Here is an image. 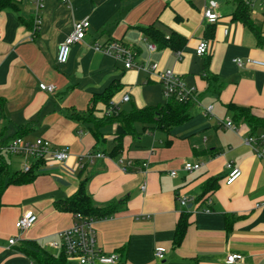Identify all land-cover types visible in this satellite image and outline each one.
Masks as SVG:
<instances>
[{
  "label": "crops",
  "instance_id": "crops-1",
  "mask_svg": "<svg viewBox=\"0 0 264 264\" xmlns=\"http://www.w3.org/2000/svg\"><path fill=\"white\" fill-rule=\"evenodd\" d=\"M12 3L0 10V137L7 141L25 129L26 140L46 139L54 148L67 150L70 158L39 169L31 182L13 184L4 192L0 264H36L20 250L25 242L61 257V248L52 245L61 244L60 234L73 226L74 215L59 212L55 203L76 194L85 180L97 205L126 201L119 213L94 223L97 249L120 254V264H228L232 254L243 258L234 264H264V161L248 143L250 137L264 135V127L253 130L228 110L229 105L247 108L264 121V67L240 68L234 62H264V8L257 4L250 15L262 32L259 41L252 29L233 19L236 0H70V6L45 0L38 12L32 0ZM207 10L218 15L215 23L206 19ZM86 18L90 27L84 41L73 45L67 63L59 65V47L74 24ZM151 27L168 37L177 33L186 38L181 60L169 48L148 50L147 43L153 42L145 29ZM202 40L209 50L200 57L196 49ZM114 41L132 45L139 64L156 62L161 71L173 70L195 90L187 120L169 132L137 123L136 135L123 137L118 149L116 123L96 131L77 118L89 110L94 95L117 83L120 91L111 104L127 113L167 101L156 76L126 69L93 48ZM206 74L216 77L219 94L210 88ZM42 83L54 85V93L42 91ZM127 96L130 100L124 102ZM209 106L212 114L206 116ZM97 109L106 108L99 104ZM230 121L237 131L226 128ZM97 153L105 157L89 158ZM128 163L132 166L124 171ZM187 163L202 168L187 173ZM228 164L242 171L231 186L225 183ZM214 179L217 190L199 202ZM183 198L189 201L187 207L180 203ZM28 212L38 222L20 232L16 223ZM186 213L189 226L175 248L177 226ZM11 239L17 240L14 245ZM158 248L165 252L163 260L155 256Z\"/></svg>",
  "mask_w": 264,
  "mask_h": 264
},
{
  "label": "built area",
  "instance_id": "built-area-1",
  "mask_svg": "<svg viewBox=\"0 0 264 264\" xmlns=\"http://www.w3.org/2000/svg\"><path fill=\"white\" fill-rule=\"evenodd\" d=\"M61 3L70 6V0H59ZM45 0H32L37 12L43 7ZM246 6L252 11L257 4H260L264 8V0H244ZM38 15V14H37ZM205 17L209 23H215L218 20V15L212 10L205 12ZM40 24L39 17L35 21V29H38ZM90 27V21L88 18L78 21L74 24L73 32L66 38L64 43L59 47L57 62L59 65L67 63L71 47L75 44L84 41L86 33ZM36 31V30H35ZM1 40V37H0ZM148 50L152 53L158 50V46L154 43H147ZM95 51L112 56L118 62L124 64L126 69H138L146 71L156 76L163 87V94L166 101L175 99L180 102L190 101L195 99V90L188 89L184 82L178 77L173 70L161 71L158 63L152 64L145 63L143 65L137 62L138 53L132 45L124 44L120 41L110 42L105 45L95 44L93 46ZM209 45L208 42L202 40L199 42L196 54L200 57L208 54ZM178 60L182 58V52H176ZM238 67L243 68L247 65H253L257 67H264V62L254 59H235L234 61ZM40 89L48 93H54L55 86L40 84ZM130 98L127 96L124 98V102H128ZM213 106H209L205 110V115L210 116L212 114ZM111 112L107 114L109 116ZM226 128L237 131L236 126L232 121L226 124ZM248 143L254 147L255 153L258 158L264 161V135L257 137H250ZM0 155L6 158L18 157L21 158L20 169L23 173H27L33 169L35 165H39L37 171L41 168H54L55 165H61L68 161L70 154L65 149H57L52 146V143L46 139H36L35 141H28L24 137H13L7 141H2L0 138ZM105 155L97 153L95 155H89L90 159L104 158ZM12 165V164H11ZM132 163H128L123 167L124 171H128ZM144 168H147V163L143 164ZM230 169V173L225 178V183L228 186L233 185L242 176L240 168L235 167L232 164L227 166ZM202 164L187 163L184 166V170L187 173L200 170ZM172 177H176L177 173L172 172ZM142 190H146V185L142 187ZM183 207H187L189 201L186 198L180 200ZM205 212H211L208 208ZM38 222V216L33 212H28L23 215L16 227L20 232L31 229ZM96 221L90 217H84L81 214L74 215V224L71 228L60 234L61 244L54 243L53 247H60L64 252L67 261L72 260L78 264H120L121 255L118 253L104 254L96 246V234L94 230V223ZM16 239L9 241L10 245L16 243ZM155 256L159 260L165 258V252L163 249H156ZM241 255L232 254L228 257L227 263L234 264L237 261L242 260Z\"/></svg>",
  "mask_w": 264,
  "mask_h": 264
},
{
  "label": "trees",
  "instance_id": "trees-1",
  "mask_svg": "<svg viewBox=\"0 0 264 264\" xmlns=\"http://www.w3.org/2000/svg\"><path fill=\"white\" fill-rule=\"evenodd\" d=\"M236 2L237 8L233 19L247 25L255 32L258 40L261 41L262 32L252 23L250 18V9L246 6L244 0H236ZM12 5V0H0V10ZM145 36L155 43L159 49L169 48L174 52L183 51L187 43L186 38L182 35L172 33V35L168 37L155 27L145 29ZM208 66V62H206L204 66L205 72H208ZM206 79L210 88H212V91L215 94H219L221 86L218 87L217 85L213 84V82L216 80V77L206 74ZM119 91V85L117 83H113L104 93L93 96L91 100L92 104L84 115H77V118L81 121L93 124L96 131L101 126L106 124L116 123V141L118 144L116 149L119 148V142H121L123 137L136 135L137 132L135 125L137 123L149 125L157 130L169 132L174 126L181 124L189 118V106L192 103V100L180 102L175 99H170L164 105L150 106L144 109H134L128 113L124 111L120 112L111 104V100ZM99 104L103 105V107L106 109H97ZM107 109L112 111L111 115L107 116L106 114H102V116L99 117L100 112L104 111L105 113V110ZM228 110L235 113L234 117L236 120H243L253 130L264 127V121L253 116L251 111L247 108L229 105ZM1 113L2 112L0 110V117ZM24 134L25 129L15 137H23ZM95 135L97 138L102 139V136L98 132H95ZM38 168L39 165L37 164L31 171L27 173H23L18 170L13 171L12 165L8 158L0 155V208L2 206L1 199L6 189L13 184L20 185L31 182L34 179V174ZM217 182V179L208 182V184L204 187L202 196L198 199L199 202H202L208 193L217 190ZM125 204L126 201L121 200L105 206L97 205L88 192V183L87 180H85L81 183L76 194L67 199L57 201L55 203V208L59 212L71 213L73 215L81 214L84 217H90L95 221H100L110 218L116 213H119ZM189 217V213L183 214L181 216L176 230V237L174 241L175 248L179 247L184 240L187 228L189 226ZM20 250L25 255L30 257L36 264H68L64 252L61 257L56 258L34 242H25Z\"/></svg>",
  "mask_w": 264,
  "mask_h": 264
},
{
  "label": "rangeland",
  "instance_id": "rangeland-1",
  "mask_svg": "<svg viewBox=\"0 0 264 264\" xmlns=\"http://www.w3.org/2000/svg\"><path fill=\"white\" fill-rule=\"evenodd\" d=\"M253 13V12H252ZM110 127V126H109ZM9 162L12 164V169L15 170H19L20 169V162L22 161L21 158L18 157H8ZM70 264H78L75 261L69 260L68 261Z\"/></svg>",
  "mask_w": 264,
  "mask_h": 264
},
{
  "label": "water",
  "instance_id": "water-1",
  "mask_svg": "<svg viewBox=\"0 0 264 264\" xmlns=\"http://www.w3.org/2000/svg\"><path fill=\"white\" fill-rule=\"evenodd\" d=\"M190 208V207H189Z\"/></svg>",
  "mask_w": 264,
  "mask_h": 264
}]
</instances>
